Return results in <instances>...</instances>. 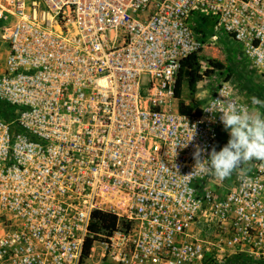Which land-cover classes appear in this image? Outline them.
Listing matches in <instances>:
<instances>
[{"label": "built area", "instance_id": "built-area-1", "mask_svg": "<svg viewBox=\"0 0 264 264\" xmlns=\"http://www.w3.org/2000/svg\"><path fill=\"white\" fill-rule=\"evenodd\" d=\"M223 39L264 100V0H0V264H84L94 236L102 264H264V163L221 182L193 158L253 106L229 80L175 104L181 62Z\"/></svg>", "mask_w": 264, "mask_h": 264}, {"label": "clouds", "instance_id": "clouds-1", "mask_svg": "<svg viewBox=\"0 0 264 264\" xmlns=\"http://www.w3.org/2000/svg\"><path fill=\"white\" fill-rule=\"evenodd\" d=\"M249 99L253 106L251 108L246 104L229 102L221 109L219 119L230 138L219 152L213 147L207 159H202L205 149L196 146L193 153L196 161L194 169L199 173L211 174L222 182L242 164L253 159L264 161V113L261 112L264 100L256 96ZM191 130L190 141L195 136V129ZM187 144H180V147H186Z\"/></svg>", "mask_w": 264, "mask_h": 264}, {"label": "rangeland", "instance_id": "rangeland-1", "mask_svg": "<svg viewBox=\"0 0 264 264\" xmlns=\"http://www.w3.org/2000/svg\"><path fill=\"white\" fill-rule=\"evenodd\" d=\"M221 41L222 42H216L214 44H208L205 42V47L201 51L200 58L202 59V63L199 64V73H203L205 70L209 69L210 64L206 66L203 63L208 60H212L214 63L220 64L222 66L221 71H215L210 77L204 78L201 82H198L194 86L193 91L189 90L186 81L182 82L180 100L193 110L200 109L208 98L215 92L218 84L224 80H229L235 85V88L239 86L240 91L235 92L243 102L251 104L249 98L254 95V91H248L246 89L248 88V83L252 80L251 78H244L246 77L245 73L242 71L237 62V47H239V45L236 43H228L229 40L227 39H223ZM226 49L230 50V52H226ZM5 52V45L2 41H0V73L3 69ZM178 102L179 101L176 100V107H178ZM261 112L264 113V109H261ZM229 138L228 131H226L224 127H221L219 130V140L216 145L217 152H219L221 148L227 144ZM252 162L253 165L256 163H264V161L255 159H253ZM4 221V216L0 213V226L5 224ZM93 250H91L90 256L85 259L84 264H102L98 261V256L96 255L100 252L99 245L94 244Z\"/></svg>", "mask_w": 264, "mask_h": 264}, {"label": "trees", "instance_id": "trees-1", "mask_svg": "<svg viewBox=\"0 0 264 264\" xmlns=\"http://www.w3.org/2000/svg\"><path fill=\"white\" fill-rule=\"evenodd\" d=\"M200 22H201L200 27H202L203 25L206 26L210 24V22H207L205 18H201ZM198 58L199 56L197 54H194L181 62L180 71H179L176 84H175L174 97L179 101L178 102V112L182 115L191 114L192 111L195 114H200L201 112L200 109L193 110L191 107L184 104L180 100L182 82L186 81L189 90L193 91L194 86L198 82H201L204 78L210 77L215 71L219 72L222 69V66L220 64L214 63L212 60H208V64H210L211 69H207L203 73H199L200 65L198 63ZM253 96H256L260 98L261 100H263V97L261 96V94L256 91H254ZM115 226H116V216H114L113 214L103 213L100 211H94L92 213V223L90 225V232L92 234L99 233L102 230H105V231L113 230ZM95 239L96 237L94 236L93 238H87L85 240L84 249H83L84 258H87L89 256L92 243L93 241H95Z\"/></svg>", "mask_w": 264, "mask_h": 264}, {"label": "bare ground", "instance_id": "bare-ground-1", "mask_svg": "<svg viewBox=\"0 0 264 264\" xmlns=\"http://www.w3.org/2000/svg\"><path fill=\"white\" fill-rule=\"evenodd\" d=\"M92 250H93V246H92ZM94 251V250H93Z\"/></svg>", "mask_w": 264, "mask_h": 264}]
</instances>
